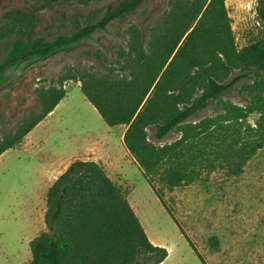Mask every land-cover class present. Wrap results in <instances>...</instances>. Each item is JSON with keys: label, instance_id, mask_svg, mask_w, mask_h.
I'll return each mask as SVG.
<instances>
[{"label": "trees", "instance_id": "1", "mask_svg": "<svg viewBox=\"0 0 264 264\" xmlns=\"http://www.w3.org/2000/svg\"><path fill=\"white\" fill-rule=\"evenodd\" d=\"M77 1L89 7L108 0ZM144 1L121 0L87 15L63 16L49 38L34 35L40 22L36 11L6 13L0 17V89L10 69L53 58L108 32ZM257 12L264 28V0H258ZM125 38L118 74L86 70L68 79L81 83L108 127H127L126 150L182 231L166 192L217 171L239 177L264 148V31L240 48L226 0H175L148 39L136 24ZM243 80L247 103L241 106L226 95ZM67 95L63 82L38 89V110L0 139V158L19 148ZM214 103L219 113L193 120ZM254 115L259 116L255 125ZM175 131L180 137L172 143L152 140ZM45 224L31 242L28 264H163L169 257L166 248L151 241L125 190L100 162L77 160L56 180L47 193Z\"/></svg>", "mask_w": 264, "mask_h": 264}, {"label": "rangeland", "instance_id": "2", "mask_svg": "<svg viewBox=\"0 0 264 264\" xmlns=\"http://www.w3.org/2000/svg\"><path fill=\"white\" fill-rule=\"evenodd\" d=\"M3 0L0 17L13 10L36 11L40 22L35 36L49 38L57 33L63 16L87 15L97 8L121 0H108L86 7L77 0ZM175 0H145L125 19L116 21L108 32H97L80 46L53 58L33 61L6 72L0 89V139L15 130L21 119L37 111V90L59 87L68 95L38 131L0 158V263L28 264L31 239L46 229L47 187L56 182L77 161L100 162L120 185L140 217L151 241L164 247L169 257L163 264H264V148L249 162L245 172L230 176L224 171L205 174L192 184L166 192L178 225L124 146L126 126L108 127L88 101L81 83L69 80L88 70L98 76L118 74L119 52L132 24L139 25L146 39L162 27ZM240 48L250 45L264 31L258 20V0H226ZM243 80L226 95L237 105H246ZM216 103L193 120L216 115ZM259 116L251 117L255 125ZM153 136V131H150ZM180 137L172 132L156 144L172 143ZM51 163L48 183H42L41 165ZM42 230V231H41ZM187 237V238H186Z\"/></svg>", "mask_w": 264, "mask_h": 264}, {"label": "crops", "instance_id": "3", "mask_svg": "<svg viewBox=\"0 0 264 264\" xmlns=\"http://www.w3.org/2000/svg\"><path fill=\"white\" fill-rule=\"evenodd\" d=\"M52 114H54V112L52 113ZM51 114V115H52ZM45 121H43L38 127H36L33 131H32V133H36L37 131H38V128L39 127H41L42 126V124L44 123ZM126 131H127V129H126ZM126 131L125 130H123L122 131V133H121V137H124L125 136V133H126ZM36 135V134H35ZM41 171H42V177H43V179H42V183H48L49 181H48V179H49V173H48V171H50L51 170V163L50 162H48V161H46V162H44L41 166ZM58 179V178H57ZM112 179V178H111ZM54 184V182H51L50 184H48L47 185V187L46 186H44L43 185V190H45V194L47 193V191L50 189V187L52 186ZM42 231V230H41ZM43 232V231H42ZM38 235H35L32 239H31V242L37 237ZM32 260V258H28L27 259V261H28V263L30 262ZM0 264H9L6 260H3V262H1ZM24 264H26V262H24Z\"/></svg>", "mask_w": 264, "mask_h": 264}]
</instances>
